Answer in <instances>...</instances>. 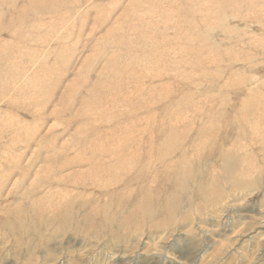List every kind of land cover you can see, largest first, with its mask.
<instances>
[{
  "label": "rangeland",
  "instance_id": "1",
  "mask_svg": "<svg viewBox=\"0 0 264 264\" xmlns=\"http://www.w3.org/2000/svg\"><path fill=\"white\" fill-rule=\"evenodd\" d=\"M0 264H264V0H0Z\"/></svg>",
  "mask_w": 264,
  "mask_h": 264
},
{
  "label": "bare ground",
  "instance_id": "2",
  "mask_svg": "<svg viewBox=\"0 0 264 264\" xmlns=\"http://www.w3.org/2000/svg\"><path fill=\"white\" fill-rule=\"evenodd\" d=\"M150 3H152V2H150ZM119 42H121V41H119Z\"/></svg>",
  "mask_w": 264,
  "mask_h": 264
}]
</instances>
